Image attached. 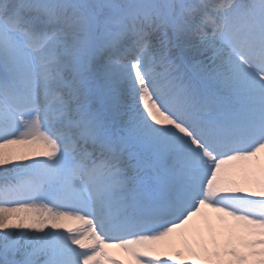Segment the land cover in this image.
Returning <instances> with one entry per match:
<instances>
[{
  "label": "snow or ice",
  "instance_id": "6c2138e0",
  "mask_svg": "<svg viewBox=\"0 0 264 264\" xmlns=\"http://www.w3.org/2000/svg\"><path fill=\"white\" fill-rule=\"evenodd\" d=\"M0 264H264V0H0Z\"/></svg>",
  "mask_w": 264,
  "mask_h": 264
},
{
  "label": "bare ground",
  "instance_id": "6f19581e",
  "mask_svg": "<svg viewBox=\"0 0 264 264\" xmlns=\"http://www.w3.org/2000/svg\"><path fill=\"white\" fill-rule=\"evenodd\" d=\"M205 211L210 212V210H205ZM213 215H215V214H213ZM66 224H67L68 227H71V228H73L74 230L77 229V228L79 227L78 222H76V221H67ZM59 230H61V231H66V229H59ZM120 256H121V258H123V259H127V257H124V256H123V254H120Z\"/></svg>",
  "mask_w": 264,
  "mask_h": 264
}]
</instances>
